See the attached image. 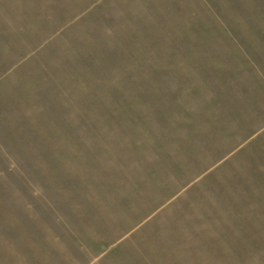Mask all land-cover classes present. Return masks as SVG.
I'll return each instance as SVG.
<instances>
[{
	"label": "rangeland",
	"instance_id": "obj_1",
	"mask_svg": "<svg viewBox=\"0 0 264 264\" xmlns=\"http://www.w3.org/2000/svg\"><path fill=\"white\" fill-rule=\"evenodd\" d=\"M0 264H264V0H0Z\"/></svg>",
	"mask_w": 264,
	"mask_h": 264
},
{
	"label": "trees",
	"instance_id": "obj_2",
	"mask_svg": "<svg viewBox=\"0 0 264 264\" xmlns=\"http://www.w3.org/2000/svg\"><path fill=\"white\" fill-rule=\"evenodd\" d=\"M84 64H86V63H85V60H84Z\"/></svg>",
	"mask_w": 264,
	"mask_h": 264
}]
</instances>
